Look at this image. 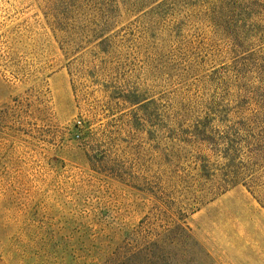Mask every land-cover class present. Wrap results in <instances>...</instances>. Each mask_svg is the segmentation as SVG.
<instances>
[{"label":"rangeland","instance_id":"obj_1","mask_svg":"<svg viewBox=\"0 0 264 264\" xmlns=\"http://www.w3.org/2000/svg\"><path fill=\"white\" fill-rule=\"evenodd\" d=\"M230 1L0 0V264H264V156L220 189L207 142L264 131Z\"/></svg>","mask_w":264,"mask_h":264},{"label":"trees","instance_id":"obj_2","mask_svg":"<svg viewBox=\"0 0 264 264\" xmlns=\"http://www.w3.org/2000/svg\"><path fill=\"white\" fill-rule=\"evenodd\" d=\"M224 2H229L230 0H222ZM232 1V0H231ZM230 1V2H231ZM240 4L246 9L248 3H246L247 1H239ZM250 2H257L258 5H263L260 0H253ZM235 2L232 3V5H229L230 8L235 9ZM251 12H254L255 10L250 8ZM264 26V24H263ZM251 38H253V41H262L264 42V29L262 31H257L254 34L250 35ZM247 40V39H246ZM252 40H247V41H252ZM262 61H264V58L261 59ZM244 135L241 137L240 131L235 132L234 134H228L227 136H221L219 138H211V140H208V143H211V145L213 146H218L217 150L220 152V154H223V156L221 158L225 159L226 161H228V164L225 165L224 167H222V169L224 170V174H221L222 177V183L220 182L219 184L224 185L221 186L220 189L222 188H226V186H232L234 184H238V183H242L245 181V178L249 177L248 175H246L245 171L251 170V176H253V174L257 175V178L259 179V177L261 175H259L258 173V169L257 168V164H254V161L257 159H262V156H264V131L261 133H255L253 130H250L247 132V130H244ZM239 137L241 138L240 140L245 144L247 143L248 140H252L254 143L251 144L252 147H255V151L251 157L248 158L247 161L242 162V161H238L237 156H240L241 154H243V151H247L248 147L246 148L245 146H241V144H238L237 139H239ZM233 138V139H232ZM224 140L225 143L222 144L224 147L222 148V145L218 143ZM221 146V147H220ZM263 146V147H262ZM256 147H262L260 148H256ZM217 156H219V154H217ZM247 164L248 166L244 165ZM257 168V171H256ZM204 171H206V167H203ZM210 173V168H209V172L207 171V174ZM214 175L210 174L207 178L211 179V177H213ZM206 178V177H205ZM253 184H257L253 179H251ZM243 184V183H242ZM246 184V183H245ZM258 186V185H256ZM226 190V189H225Z\"/></svg>","mask_w":264,"mask_h":264}]
</instances>
